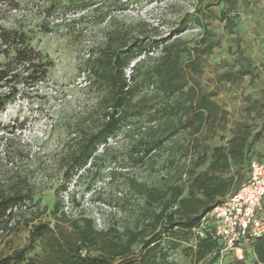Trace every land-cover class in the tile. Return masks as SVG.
Returning <instances> with one entry per match:
<instances>
[{"label":"rangeland","instance_id":"1","mask_svg":"<svg viewBox=\"0 0 264 264\" xmlns=\"http://www.w3.org/2000/svg\"><path fill=\"white\" fill-rule=\"evenodd\" d=\"M47 3L48 0H0V25L26 31L31 46L52 61L46 82L25 86V92L0 113V121L10 131L0 139V175L26 177L31 196L26 204L31 207L21 212L20 222L13 230L0 234V253L27 242L26 221L35 212H40L35 222L52 220L50 211L59 198L68 154L84 132L93 131L101 121L105 92L99 89L89 69L108 44L119 47L135 40L162 41L163 45L172 43L174 49L182 50L198 45L208 31L216 44L210 54L200 58L202 84L206 90L216 91L215 100L225 111V129L217 128L214 133L202 129L193 137L180 131L143 155L153 137L152 128L158 123L148 120L150 102L156 108L161 103L154 96V88L146 83L134 90L130 103L124 106L125 118L119 131L98 150L96 156L100 159H95V166L81 172L74 191L75 196H83L93 183L101 182L90 198L92 203L107 205L97 206L93 221L98 230L114 227L121 234L126 228L142 225L150 208L131 179L157 188L185 186L188 170L205 145L224 143L230 127L246 126L252 134L264 121V0H235L234 7L215 0H100L98 8H76L79 10L74 12L62 8L49 17L44 10ZM222 13L233 18L231 33ZM184 17L189 20L182 27ZM195 18H199L200 25ZM162 52L159 45L137 56L125 67L124 75L129 78L135 74L142 79ZM188 58L183 52L181 60L186 62ZM137 60L139 66L133 71L131 66ZM246 67L251 68L253 78L246 76L233 83L214 80L216 74ZM2 147L8 149L9 155L3 153ZM248 153L251 159L264 158V132ZM245 173L246 167H239V174ZM223 175H231V171ZM236 182L234 178L229 191ZM194 243L191 236L182 240L170 259L176 264H202L189 249ZM39 252L36 247L30 255ZM212 258L209 254L204 262ZM226 264L253 263L251 256L244 257L242 251H231Z\"/></svg>","mask_w":264,"mask_h":264},{"label":"trees","instance_id":"2","mask_svg":"<svg viewBox=\"0 0 264 264\" xmlns=\"http://www.w3.org/2000/svg\"><path fill=\"white\" fill-rule=\"evenodd\" d=\"M99 2L100 0H48L44 10L49 17L62 8L72 12L79 10H75L76 8H98ZM215 2L233 7L236 5L235 0ZM222 16V20L226 21L225 27L231 33L235 24L233 18L223 13ZM104 17L102 14L100 19L103 20ZM188 20L187 17L182 18L180 25L184 27ZM194 22L200 25L199 18H195ZM197 44L182 50L174 49L172 43L163 45L162 41L143 43L135 40L128 46L123 43L119 47L108 44L92 60L89 71L98 82L99 89L105 92V108L101 113L100 124L93 131L84 132V136L69 152L67 167L58 189L59 198L54 201L50 211L52 220L35 222L40 217V212H35L26 221L29 226L27 242L8 253H0V264H176L170 259L171 253L182 240H187L190 236L195 240L194 246L189 247L194 259L202 261V264H212L219 248L217 240L209 235L195 238L191 229L200 222L204 213L235 192L247 180L251 161L264 159H251L248 153L250 146L264 132V121L259 131L252 134L246 126L244 129L230 127L224 143L205 145L188 170L185 186L169 184L165 188H157L131 179L132 186L144 196V203L150 208L148 215H144L142 225L136 229L126 228L121 234L114 227L98 230L90 217L82 215L70 219L64 216L60 201V192L76 169L86 164L90 158L91 165L95 166V159H100L96 156L98 147H104L108 139L119 131L125 118L124 106L130 103L133 91L145 83L154 88L153 95L159 98L161 107L156 108L150 102L148 120L158 123L152 128L153 137L147 142L143 155L180 131H187L193 137L202 129L213 133L217 128L225 129V111L215 100L216 91L206 90L202 84L200 58L210 54L216 43L207 31ZM159 45L163 52L154 65L144 72L142 79L135 74H131L129 78L124 75V69L131 60L159 48ZM183 52L189 56L186 62L181 60ZM51 66L52 61L31 46L26 31L0 25V113L19 98L27 86L46 82ZM138 66L139 60L131 66V70H137ZM136 74L140 75L139 72ZM246 76H254L250 67L216 74L214 80L217 83H233ZM130 80L134 81L131 86ZM9 132L7 125L0 121V139ZM6 146L9 147L5 144ZM3 147V153L9 155L7 147ZM201 166L205 168L198 171L197 168ZM242 166L246 167L244 176L239 174V167ZM229 171L231 175H223ZM234 178L237 182L233 190L229 191ZM29 191L26 177L0 175V234L13 230L20 222L21 213L19 220L9 226L15 216L11 208L27 204L31 197ZM36 247L40 252L30 255ZM241 251L244 257L251 256L253 264H264V233L242 245ZM209 254L213 258L204 262ZM238 262L241 263L242 258Z\"/></svg>","mask_w":264,"mask_h":264},{"label":"built area","instance_id":"3","mask_svg":"<svg viewBox=\"0 0 264 264\" xmlns=\"http://www.w3.org/2000/svg\"><path fill=\"white\" fill-rule=\"evenodd\" d=\"M102 147L103 145H100L96 153ZM90 165L91 158L76 169L60 192L61 212L67 218L73 219L83 215L94 220L97 206H107L100 201L90 202L95 190L100 189V181L93 183L85 195L75 196L79 176ZM26 208V203L11 208L15 216L9 226L19 220V214ZM191 232L195 238L209 235L217 240L219 248L212 264H226L227 255L231 251H241L242 245L261 236L264 233V159L251 161L247 180L235 192L204 213Z\"/></svg>","mask_w":264,"mask_h":264}]
</instances>
